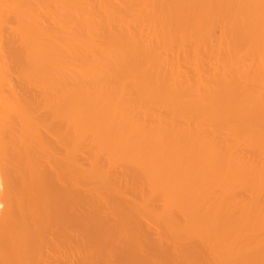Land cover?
<instances>
[{"label":"bare ground","instance_id":"bare-ground-1","mask_svg":"<svg viewBox=\"0 0 264 264\" xmlns=\"http://www.w3.org/2000/svg\"><path fill=\"white\" fill-rule=\"evenodd\" d=\"M185 259L264 264V0H0V264Z\"/></svg>","mask_w":264,"mask_h":264},{"label":"rangeland","instance_id":"rangeland-1","mask_svg":"<svg viewBox=\"0 0 264 264\" xmlns=\"http://www.w3.org/2000/svg\"><path fill=\"white\" fill-rule=\"evenodd\" d=\"M60 154H61V155H60L61 157H62V155H64L63 153H60ZM60 159H61V158H60ZM84 165H85V163H84ZM238 190L241 192V193L238 192V193H239L238 195H240V194L242 195V194H243L242 192H244L243 189L241 188V190H240V189L238 188ZM243 195H244V194H243ZM243 195H242V196H243ZM239 197H240V196H239ZM125 198H126V197H125ZM154 202H155V201H154ZM156 202H158V201H156ZM156 202H155V203H156ZM155 203H152L153 206H151V207H154V204H155ZM159 203H160V202L157 203L158 209H159V207H160V204H159ZM150 205H151V204H150ZM155 205H156V204H155ZM157 206H155V208H157ZM155 208H152V209H155ZM155 210H157V209H155ZM60 212L63 213L64 210H62V211L60 210ZM69 227L72 228V230L69 228V229L71 230L70 232H73L74 230H76V231L78 232V230H77L78 228L75 227V229L73 230V227H71V226H69ZM76 231H75V232H76ZM81 231H82V232L84 231V233H85L86 230H85V229H81ZM81 231H80V229H79V232H81ZM84 233H82V234H84ZM158 233H159L160 235H159ZM155 234H156V235H155V238H158V237H159V238H160L159 240H161V237L164 235V234L161 235V232H158V231L155 232ZM157 236H158V237H157ZM164 236H165V235H164ZM164 236H163V237H164ZM108 238H109V237H108ZM108 238H104V239L106 240L107 243H108V240L112 243V242L114 241V239H115L114 237H113L114 239H111V238H112V237H111V238H110V239L112 240V241H111V240L108 239ZM104 239H102V240H104ZM125 239H126V238H125ZM125 239H123L124 242H126ZM128 239H129V238L127 237V240H128ZM190 239H191V238H190ZM190 239L188 238L187 241L184 240L185 243H187V242H189V241L192 240V239H191V240H190ZM118 240H119V239H118ZM118 240H117V238L115 239V241H118ZM157 240H158V239H157ZM163 240H164V239H163ZM193 241L195 242V238L193 239ZM196 241H197V240H196ZM103 242H104V241H103ZM110 242H109V243H110ZM118 242H120V240H119ZM124 242H123V243H124ZM127 242H129V240H128ZM127 242H126V244L128 245ZM113 243H114V242H113ZM189 243H190V242H189ZM191 243H193V242H191ZM123 246H124V245H123ZM117 249H118L117 251L120 250L119 248H117ZM117 251H116V250H113V252H112V256L116 255V253H118ZM179 258H180V257H179ZM179 258H178V259H179ZM181 258H183V257L181 256ZM178 259H177V260H178ZM179 261H180L181 263H184V264H189V262H190V261L188 262V260L186 261V259H185L186 263H185L184 260H183L184 262H182V260H179ZM187 262H188V263H187ZM137 263H138V262H136V263L134 262V263H131V264H137ZM60 264H63V263L60 262ZM139 264H140V263H139Z\"/></svg>","mask_w":264,"mask_h":264}]
</instances>
